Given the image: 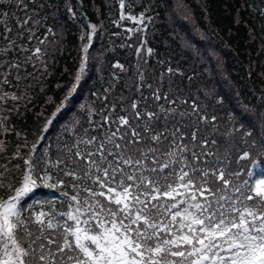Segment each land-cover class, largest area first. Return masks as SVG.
<instances>
[{"label": "trees", "instance_id": "trees-1", "mask_svg": "<svg viewBox=\"0 0 264 264\" xmlns=\"http://www.w3.org/2000/svg\"><path fill=\"white\" fill-rule=\"evenodd\" d=\"M22 2L24 7L20 0H0V97H5L0 99V201L15 195L28 171L25 161L30 160L36 187L17 202L22 218L32 221L28 230L37 231L39 212L48 214L45 229L49 217L57 225L46 229L53 235L75 226L71 214L79 215L80 227H86L83 220L91 213L83 189L96 186L64 174L83 168L75 152L95 151L108 130L117 127L131 139L130 129L119 124L121 116L146 140L139 145L142 150L156 147L143 131L148 112L158 114L151 134L167 137L162 138V151L176 153L160 155L162 163L171 161L160 175L178 176L184 164L191 165L209 172L208 187L215 189L220 182L211 172L223 170L233 188L241 187L240 193L229 195L243 208L244 194L264 179V163H259L264 157V0ZM26 18L29 23L23 24ZM154 94L161 98L156 100ZM135 111L141 113L139 119ZM93 137L95 142L86 143ZM245 152L250 157L242 160ZM60 160L64 163L58 164ZM146 164L154 166L151 160ZM184 170L193 176L189 167ZM45 174L51 179H44ZM166 183L176 187L180 182ZM178 192L182 195L175 200L162 202L182 201L181 213L189 205L205 203L195 189ZM193 193L196 200L191 199ZM73 195L79 203L71 200ZM189 212L199 215L195 208ZM187 218L185 223L190 222ZM101 219L110 218L104 213ZM172 228L180 234L179 223ZM18 235L23 238L24 232ZM221 255L227 258L230 252Z\"/></svg>", "mask_w": 264, "mask_h": 264}, {"label": "snow or ice", "instance_id": "snow-or-ice-1", "mask_svg": "<svg viewBox=\"0 0 264 264\" xmlns=\"http://www.w3.org/2000/svg\"><path fill=\"white\" fill-rule=\"evenodd\" d=\"M19 6L24 7L22 0ZM29 20L26 18L22 23L27 24ZM35 52L39 53L40 49ZM154 98L159 100L161 97L154 94ZM131 107L136 110L137 104L133 103ZM161 111L164 109L161 108ZM145 115L148 124L143 131L149 134L147 140L155 142L156 147L142 150L139 145L146 140L139 131L131 128L129 119L121 116L119 124L130 129L131 139L127 138L128 132L122 133L117 127L108 130L95 151L75 152L83 168L80 172L66 171L64 174L73 179L90 180L96 186V190L91 187L83 189L88 194L85 204L91 213L83 220L86 227H80L82 221L79 215L71 214L68 218L75 221V226H66L62 232L53 235L46 229L53 230L57 225L49 217L45 229L44 218L48 214L39 212L35 216L37 231L34 233L27 229L26 225L32 221L22 218L17 202L36 187V180L33 179L35 169L32 162L25 161L28 171L22 175L20 187L14 189V196L0 201V264H205L206 261L211 264H264V179L257 180L250 193L244 194L241 209L229 195V191L240 193L241 187L233 188L223 170L214 169L211 172L220 182L215 189L208 187L209 172L187 164L181 167L178 176L175 172L161 176L170 167L171 161L162 163L160 155L172 157L176 153L162 151V138L167 140L163 133L151 134L152 122L158 114L148 112ZM140 117L141 113L135 111V118ZM104 119L108 121L107 117ZM172 135V143L175 144V133ZM192 139H196L195 132ZM95 141L93 137L86 143ZM207 143L203 141L204 145ZM180 151H186V147L180 146ZM192 157L193 160L198 159L195 152ZM249 157L250 154L245 152L241 159ZM147 160H151L154 166L148 167ZM249 162L257 163L255 160ZM259 163H264V157ZM184 167H189L193 176L201 173L199 179L190 176ZM238 175L232 173L234 177ZM44 179L51 177L45 174ZM169 180L180 183L173 187L172 183H166ZM57 183L62 184L63 181ZM46 186L56 187V184ZM247 186L245 182L244 187ZM0 187L3 185L0 184ZM178 188L195 189L196 193L205 197V203L189 205V208L198 210L199 215H192L189 208L181 213L178 206L182 201L162 202L163 198L175 200L177 195H182ZM205 193L215 203L208 200ZM191 199L196 200L195 193ZM71 200L79 203L78 195H73ZM244 201L252 203L247 205ZM76 212L79 213L80 209L77 208ZM104 213L110 219H101ZM189 216L190 222L185 223ZM165 217L170 219L165 221ZM93 221L95 227L92 226ZM176 223L180 224V234L173 231L172 225ZM108 224L111 226H106ZM184 228H187L186 233ZM20 231L24 232L23 238L18 235ZM223 244L227 245L226 249ZM224 251L230 252L227 258L221 255Z\"/></svg>", "mask_w": 264, "mask_h": 264}, {"label": "rangeland", "instance_id": "rangeland-1", "mask_svg": "<svg viewBox=\"0 0 264 264\" xmlns=\"http://www.w3.org/2000/svg\"><path fill=\"white\" fill-rule=\"evenodd\" d=\"M79 14H80V13H79ZM31 190H32V189H31ZM187 219H188V221H190V219H191V218H190V219H189V218H187Z\"/></svg>", "mask_w": 264, "mask_h": 264}]
</instances>
